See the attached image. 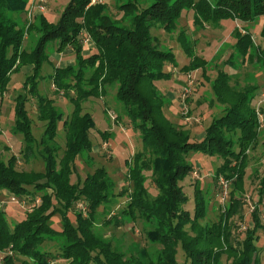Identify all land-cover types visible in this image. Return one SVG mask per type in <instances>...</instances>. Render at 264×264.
Masks as SVG:
<instances>
[{
    "label": "trees",
    "instance_id": "16d2710c",
    "mask_svg": "<svg viewBox=\"0 0 264 264\" xmlns=\"http://www.w3.org/2000/svg\"><path fill=\"white\" fill-rule=\"evenodd\" d=\"M28 1L0 0V94L6 90L11 74L24 65H33L35 73L28 76V83L40 75L44 62H50V44L60 52L71 47L76 63L54 66L50 76L56 92L70 98L73 110L63 113L52 98L39 96L37 110L46 128L37 140L30 129L25 98H16L14 130L25 136L24 158L34 154L38 145L46 169L19 170L17 157L6 161L0 149V192L6 189L15 196L26 195L33 200L40 196V203L15 222L0 208V252H14V256L4 257L3 263L60 264L67 260L68 264H180L177 254L181 247L185 264H264V248L257 243L260 231H264L259 207L264 204V175L259 182L258 205L252 211V226L246 229L243 240L233 238L231 222L232 217L241 215L243 201L236 195L245 189L248 151L256 147L260 136L256 107L252 105L258 84L240 89L231 83L230 75L220 72L213 87L224 106L223 113L214 118L201 141L192 142L190 132L176 126L164 114V95L155 81L170 76L164 66L175 63L176 56L172 50L161 48L153 34V28L158 26L175 30L185 8H194L201 22L218 24L227 17L253 22L264 15V0H153L146 7L139 0H129L118 5L125 13L123 19L114 18L106 3L90 5L91 0H71L57 23L40 13L35 22L26 26L13 14L26 11ZM33 31L38 35L36 45L25 48L26 35ZM180 35L192 57L185 70L204 65L206 62L188 45L184 33ZM236 35L240 55L248 56L251 62L257 59L264 63V50L255 45L251 34L237 29ZM86 38L92 39L96 47L88 55L83 52ZM35 84L33 81L32 92H36ZM107 86H115L116 100L141 130L144 146L128 161L132 190L120 194L114 192V182L104 167L89 172L82 183L70 181L77 158L92 147L90 132L95 121L91 113L83 111V101L103 96ZM59 123L65 134L63 148L55 140ZM191 150L217 154L222 159L213 173L215 183L233 179L230 199L216 219L209 216L210 211L218 210L212 204V185L204 190L197 183L194 215L185 208L188 196L181 181L193 172L188 162ZM145 170L151 171L158 188L155 197L145 187ZM125 194L130 200L122 211V220L135 223L142 218L150 223L144 224L143 229L149 244L156 247L153 254L143 247L141 252L127 255L94 230L99 207ZM78 200L84 201L87 216L84 210L74 209V224L67 211ZM56 212L64 214L62 228L52 225ZM51 237L63 239L58 254L44 247Z\"/></svg>",
    "mask_w": 264,
    "mask_h": 264
},
{
    "label": "rangeland",
    "instance_id": "374dc122",
    "mask_svg": "<svg viewBox=\"0 0 264 264\" xmlns=\"http://www.w3.org/2000/svg\"><path fill=\"white\" fill-rule=\"evenodd\" d=\"M70 1L29 0L26 11L15 13L13 17L21 24L29 26L35 22L37 14L44 13L50 22L57 23ZM128 1L104 0L108 12L116 19L125 17L124 11L118 8V5ZM152 1L139 0L142 7L148 6ZM41 2L46 7L42 12L36 9ZM30 10L31 16L29 15ZM31 17L32 20H30ZM237 29L242 34H251L255 45L260 47V50H264V15L253 22L227 17L218 24H214L198 21L195 9L185 8L178 17L175 30L167 31L162 26L153 28V34L158 38L160 47L172 50L176 56L175 63L168 62L164 66V71L170 73V76L155 81L156 86L164 95V114L176 126L188 130L192 142L201 141L204 136H199L205 133L215 117L223 113L224 106L218 101L213 87L220 72L230 75L231 83L240 89L258 84L259 88L256 89L252 105L256 107V112L260 108L264 114V63L257 59L251 62L247 58L248 56L240 55L237 48ZM181 33H184L188 45L193 47L195 54L206 62L204 65L185 70V67L190 66L192 57L186 51ZM37 37L35 31L33 34L28 33L24 47L35 46ZM83 44L86 46L85 43ZM54 48L52 44L48 46L50 62H44L40 75L35 79L32 78L28 83V76H34L35 73L31 69L29 70L27 65H24L22 69L11 74L6 90L0 94V149L6 161L12 156H16L17 168L22 171L45 172L46 164L44 158L39 154L38 145H36L34 154L24 158L23 150L27 146L25 136L14 130L17 121L16 98L19 95L24 96L30 129L37 140H40L46 128V122L40 119L37 110L39 96L52 98L63 113L68 114L73 110L70 98L63 92H56V86L50 76L54 72V66L59 63L53 58ZM63 58H66V55ZM33 81L36 83V92L31 91ZM104 93L103 96H91L83 101V111L91 113L95 121L90 132L92 147L89 152H84L77 158L76 166L70 175V181L76 184L82 183L89 172H93L98 167H104L114 182L115 193L130 192L133 185L128 176V161H131L144 148L142 132L134 125L131 117L124 112L122 105L117 102L115 86H107ZM259 130L260 136L256 147L248 151L250 158L249 166L246 169L245 189L243 193L238 191L236 195L243 201L241 215L237 214L231 219L233 238L237 241L243 240L246 229L252 226V211L259 201V182L264 175V126L259 124ZM55 140L62 148L65 146L62 123H59ZM51 143L54 145L55 141ZM188 162L193 166V172L186 175L181 181L188 196L185 208L194 215L197 183L204 190L207 186L212 185V204L218 210L210 211L209 216L211 219H216L222 206L230 199L233 179L227 182L225 180L224 182L222 180L214 182L213 173L222 163V159L217 154L210 155L191 150L188 154ZM143 175L148 194L152 197L157 196L159 191L152 179L151 171L145 170ZM129 200L127 194L118 195L102 204L95 214L94 230L98 236L105 241H112L114 246L127 255L132 252H141L143 247H147L148 251L153 254L156 247L149 244L143 229L144 224L148 226L150 223L142 218L135 223L122 220V211L126 208ZM39 203L40 196L33 200L26 195L15 196L6 189H2L0 192V208L5 210L11 222L24 218L28 210L34 204ZM259 207L264 222V204H260ZM74 209L84 210V214L87 216V208L83 200H78L74 204V208L68 209V218L76 224ZM63 215L61 212H56L52 216V225L55 228L63 227ZM259 235L257 243L264 248V231H260ZM50 239L44 243L45 249L58 254L61 251L59 246L63 243L62 237H51ZM7 255L14 256V252L11 249L0 252V264H4L3 259ZM177 259L180 264L186 263L181 247H179ZM60 262V264H68L69 261L62 260Z\"/></svg>",
    "mask_w": 264,
    "mask_h": 264
},
{
    "label": "crops",
    "instance_id": "0c3cea01",
    "mask_svg": "<svg viewBox=\"0 0 264 264\" xmlns=\"http://www.w3.org/2000/svg\"><path fill=\"white\" fill-rule=\"evenodd\" d=\"M84 43L86 45V46H84V49H83V52L85 55H88V54L96 51V47H95V44L92 41V39L88 38L84 41ZM54 50H55V53L53 54V58L59 62L56 66H66L69 64H75L76 63V57H75L73 48L69 47V48H67L61 52L56 50V48H54ZM64 55H66V58H63ZM27 67L29 70L30 69L32 70L33 65H27ZM204 135H205V133H203V135H200L199 137H201V136L203 137Z\"/></svg>",
    "mask_w": 264,
    "mask_h": 264
},
{
    "label": "built area",
    "instance_id": "2783aa9c",
    "mask_svg": "<svg viewBox=\"0 0 264 264\" xmlns=\"http://www.w3.org/2000/svg\"><path fill=\"white\" fill-rule=\"evenodd\" d=\"M99 3H105V2H104V0H91L90 1V5L99 4ZM45 8H46L45 4H43V2H41V3H39V5L37 6L36 9H38L39 11L41 10V12H42L45 10ZM29 15L31 16V10L29 12ZM30 20H32V17L30 18ZM86 39H88V38H86ZM257 115H258V119H259V124L261 126H264V114L260 111V108L257 109ZM222 181L224 182V180H222Z\"/></svg>",
    "mask_w": 264,
    "mask_h": 264
}]
</instances>
